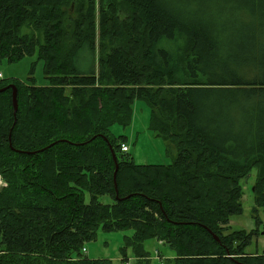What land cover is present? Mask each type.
<instances>
[{"label": "trees", "instance_id": "obj_1", "mask_svg": "<svg viewBox=\"0 0 264 264\" xmlns=\"http://www.w3.org/2000/svg\"><path fill=\"white\" fill-rule=\"evenodd\" d=\"M117 1L97 55L92 1L0 0V63L36 54L47 80H0L18 106L13 124L0 92V264H110L83 255L99 228L133 230L136 264L150 239L175 251L162 264H264L246 252L257 231L225 227L252 170L264 210V0ZM134 100L175 146L170 165L135 164L110 134Z\"/></svg>", "mask_w": 264, "mask_h": 264}, {"label": "rangeland", "instance_id": "obj_2", "mask_svg": "<svg viewBox=\"0 0 264 264\" xmlns=\"http://www.w3.org/2000/svg\"><path fill=\"white\" fill-rule=\"evenodd\" d=\"M93 2L95 14V47L96 54L100 55V39L96 28L101 7L106 9L110 0H82L85 7ZM118 4V1L115 0ZM119 19L122 21V16L119 13ZM103 45L115 47L116 43H110L107 39L103 41ZM96 55V57H97ZM88 62L86 58H82L80 65L82 68H87ZM1 81L14 80L20 83H30V78L34 85L45 86L47 80L44 77V62L40 60L36 54L26 56L14 63L2 61L0 63ZM127 125L119 123L112 124L109 127V132L112 137L121 140L128 147V152L133 162L137 165H163L168 166L172 163L176 148L171 143L164 141L161 137L156 136L151 130V110L149 106L140 100H134L130 107ZM256 181V171L252 170L247 175L246 180L241 181L243 195L241 198L242 213L231 217L228 225L225 227L231 230H242L246 233L257 231V234L252 236L250 245L246 248L247 253H261L264 251V235L261 234L264 227V210L256 207L254 203L253 185ZM86 199H89L88 195ZM103 204H112L109 196H101L98 198ZM257 209L256 212L253 211ZM133 230H116L105 232L101 228L98 229L94 240L84 244V252L88 259H102L109 261L110 264H126L123 260L121 250L125 251L126 258L129 264H136V256L133 248L125 246L124 239L131 238ZM142 250L147 256L145 264H162L165 259L175 257V251L169 246H163L161 242L150 239L142 244ZM143 264V263H140Z\"/></svg>", "mask_w": 264, "mask_h": 264}, {"label": "water", "instance_id": "obj_3", "mask_svg": "<svg viewBox=\"0 0 264 264\" xmlns=\"http://www.w3.org/2000/svg\"><path fill=\"white\" fill-rule=\"evenodd\" d=\"M7 88H10V89L12 90V105H13V115H14V122H13V124H14V123H15V114H16V112H17V108H18V106H17V98H16V97H17V90H16V87H15L13 84H10V85H8V86H6V87H4V88H1V89H0V92L5 91ZM9 140H10V135H9ZM9 143H10V142H9ZM51 145H53V144H51ZM51 145H50V146H51ZM9 146H10L11 150H13V151H15V152H18V153H25V154H31V155H34V154H36V153H38V152L44 150V149H41V150L32 151V152H22V151H18V150L13 149L12 146H11V144H10ZM50 146H49V147H50ZM112 158H113L114 161L116 160V157H115V155H114L113 152H112ZM116 171H117V165H116L115 172H114V180H115V174H116ZM115 189H116V184H115ZM261 234L264 235V227H263V229H262ZM212 236H213V238H214L216 241H218V238H217L214 234H212Z\"/></svg>", "mask_w": 264, "mask_h": 264}, {"label": "built area", "instance_id": "obj_4", "mask_svg": "<svg viewBox=\"0 0 264 264\" xmlns=\"http://www.w3.org/2000/svg\"><path fill=\"white\" fill-rule=\"evenodd\" d=\"M2 78V75L0 74V79ZM121 151L123 152H127L128 151V147L126 145H121ZM7 186V184L3 181V179L0 176V190L5 188ZM84 251V249H83ZM126 264H129L128 262Z\"/></svg>", "mask_w": 264, "mask_h": 264}]
</instances>
